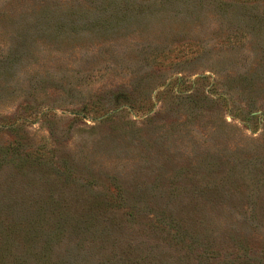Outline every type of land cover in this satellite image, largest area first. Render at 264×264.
<instances>
[{
	"label": "rangeland",
	"instance_id": "obj_1",
	"mask_svg": "<svg viewBox=\"0 0 264 264\" xmlns=\"http://www.w3.org/2000/svg\"><path fill=\"white\" fill-rule=\"evenodd\" d=\"M0 264H264V0H0Z\"/></svg>",
	"mask_w": 264,
	"mask_h": 264
}]
</instances>
